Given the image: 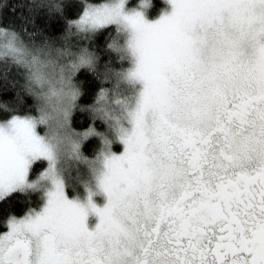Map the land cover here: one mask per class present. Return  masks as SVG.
I'll return each instance as SVG.
<instances>
[{
    "label": "snow or ice",
    "instance_id": "obj_1",
    "mask_svg": "<svg viewBox=\"0 0 264 264\" xmlns=\"http://www.w3.org/2000/svg\"><path fill=\"white\" fill-rule=\"evenodd\" d=\"M168 2L34 0L18 21L0 0V196L37 159L52 185L0 219V264H264V0ZM60 154L99 162L102 206L66 196Z\"/></svg>",
    "mask_w": 264,
    "mask_h": 264
},
{
    "label": "rangeland",
    "instance_id": "obj_2",
    "mask_svg": "<svg viewBox=\"0 0 264 264\" xmlns=\"http://www.w3.org/2000/svg\"><path fill=\"white\" fill-rule=\"evenodd\" d=\"M165 2H166L165 7L159 13H157L155 16H153L151 18L147 17V15L145 14V9L147 6L144 7L142 9V11L144 12L145 17L149 20H152V19L158 18L159 15L162 14V12L170 11L171 10V4L168 2V0H165ZM136 4H137V0H133V1L127 0L126 7L130 8V7L135 6ZM109 135H111V133H109ZM111 149L113 151L119 153L123 149L122 142H120L117 139H113V141L111 143ZM35 161H41L42 162V167H40V169L46 165V161L43 159H37V160L32 161V163L29 165L28 172L26 174V181H31L35 176H37V174L40 171V169H38V171H36L34 173V175H30L31 165ZM83 169H84L83 164H80L79 168L77 169V176H80L82 174ZM83 174L86 177L85 179H80V180H76L73 182L65 181V194H66V196L69 199H76V200L80 201L81 203L86 204L87 199H88V195H89V190H91V199L97 204V206H102L106 202V199H107L106 193L98 186L94 174H92L91 172H84ZM42 183H43V186L40 188H34L31 184L26 182V183H24L18 187H15V189H21L23 191H26L30 195V198L32 201L36 202L37 205H39V206H43V204L46 201V190L48 188L52 187V185L48 179H45ZM12 190H10V191H12ZM7 193H5V194H7ZM1 197L2 196H0V198ZM29 205H30V203L28 204L27 207H29ZM86 219L91 221V223L94 225L98 220V216L91 209H89L88 214L86 216Z\"/></svg>",
    "mask_w": 264,
    "mask_h": 264
},
{
    "label": "trees",
    "instance_id": "obj_3",
    "mask_svg": "<svg viewBox=\"0 0 264 264\" xmlns=\"http://www.w3.org/2000/svg\"><path fill=\"white\" fill-rule=\"evenodd\" d=\"M72 2L78 3L79 0H72ZM8 3L13 7L14 11L9 13L8 8L5 7L4 9L5 14L11 15L12 17L16 18L18 21L21 17L26 18L31 14L32 5H28L26 7L25 4L22 2V0H8ZM165 4H166L165 0H150V4L145 9V14L147 15V17L151 18L155 16L157 13H159L165 7ZM73 11H75V9L72 10L71 8H69L67 11V15L71 17L72 15H74ZM61 23L63 22L61 21ZM7 94L11 95L12 93L9 92ZM26 99L30 100V98L27 97ZM78 119H82V118H78ZM98 127L103 129L104 125L102 123H98ZM99 143H100L99 138L96 137L95 135L88 137L84 141V144L82 146L84 152L89 156L94 155V152L92 151V146L93 145L99 146ZM40 167H42L41 161L33 162L30 168V175H34V173L38 171ZM29 203H32V200L30 198V195L26 191H14L3 195L0 198V219L7 217L9 214L17 212L20 209L24 211Z\"/></svg>",
    "mask_w": 264,
    "mask_h": 264
},
{
    "label": "clouds",
    "instance_id": "obj_4",
    "mask_svg": "<svg viewBox=\"0 0 264 264\" xmlns=\"http://www.w3.org/2000/svg\"><path fill=\"white\" fill-rule=\"evenodd\" d=\"M22 2L27 7L28 5H34V0H22ZM83 164L84 169L82 170V174L77 176V169L79 165ZM92 164V168L89 165ZM100 167L98 161H84L75 159L67 154H60L58 162H57V169L59 173L63 176L64 180L67 182H73L80 179H85L84 172H91L93 173V168L98 169ZM40 172V171H39ZM47 179L46 177L41 176L39 173L35 176L31 181H27V183L31 184L34 188H40L43 186V181Z\"/></svg>",
    "mask_w": 264,
    "mask_h": 264
},
{
    "label": "flooded vegetation",
    "instance_id": "obj_5",
    "mask_svg": "<svg viewBox=\"0 0 264 264\" xmlns=\"http://www.w3.org/2000/svg\"><path fill=\"white\" fill-rule=\"evenodd\" d=\"M14 191H23V190H21V189H15V188H14V189H13L12 191H10V192H14ZM10 192H8V193H10ZM8 193H7V194H8ZM29 208H34L36 211H40L41 208H42V206H39V205H37L36 202L33 203V201H32V203H30L29 207H26L24 211H22V210L20 209L19 211L14 212V213H12L11 215H15V216L19 217V216L23 215V214H24ZM86 224H87V226L90 227V228H91L92 226H94V225L91 223V221H89L88 219H86ZM4 227H6V225H4V224H0V228H4Z\"/></svg>",
    "mask_w": 264,
    "mask_h": 264
}]
</instances>
